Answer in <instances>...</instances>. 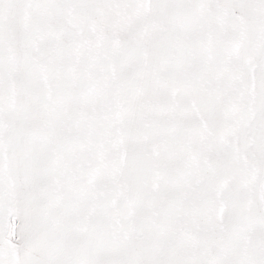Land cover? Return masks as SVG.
<instances>
[{"label":"snow or ice","instance_id":"snow-or-ice-1","mask_svg":"<svg viewBox=\"0 0 264 264\" xmlns=\"http://www.w3.org/2000/svg\"><path fill=\"white\" fill-rule=\"evenodd\" d=\"M0 264H264V0H0Z\"/></svg>","mask_w":264,"mask_h":264}]
</instances>
